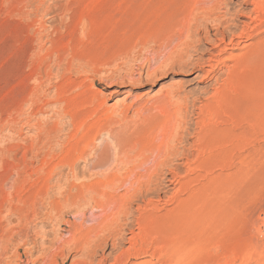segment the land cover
<instances>
[{
  "label": "rangeland",
  "instance_id": "rangeland-1",
  "mask_svg": "<svg viewBox=\"0 0 264 264\" xmlns=\"http://www.w3.org/2000/svg\"><path fill=\"white\" fill-rule=\"evenodd\" d=\"M244 1L225 6L238 38L100 0H0V264H264V20ZM142 107L165 117L152 133L82 148L89 114L118 130Z\"/></svg>",
  "mask_w": 264,
  "mask_h": 264
},
{
  "label": "bare ground",
  "instance_id": "bare-ground-1",
  "mask_svg": "<svg viewBox=\"0 0 264 264\" xmlns=\"http://www.w3.org/2000/svg\"><path fill=\"white\" fill-rule=\"evenodd\" d=\"M100 1H103V2H99L102 4V8L104 10H107V12L109 11V13L111 14V17L109 18H112V16H114L117 12L119 13V11L121 10L122 7H127V9L132 10L133 11H138L139 10V14H143V16H149L151 15L153 12V10H155V12L157 11H162L165 18H168L169 20L171 18H178L177 20L179 21H173V20H170V21H173L172 23L170 21H168L166 24V26L168 27V24L171 23V27H174V26H179V27H183V28H186V31L192 29V27H196L198 29H212V28H216V29H221L222 30H225V31H229L231 28H239L238 26L240 25L238 22H235V21H229L230 19H227V14H228V11L226 10L225 6H226V0H100ZM115 1V2H114ZM172 1H180L182 6H180L181 8H177V10L174 12H177L178 14H175V13H172L170 11V4L172 3ZM245 4H251L253 5V10L254 12H257L258 15L256 18H258L257 20H259L258 22H261L262 20H264V0H245L244 1ZM96 4V2H94ZM179 4V3H177ZM180 4V5H181ZM172 7V6H171ZM101 8V9H102ZM225 8V11H223L222 9ZM96 9V8H95ZM99 9V8H98ZM174 9V8H173ZM251 10V11H253ZM93 11V10H92ZM96 11H98L96 9ZM96 11L94 13H96ZM99 12V11H98ZM129 12V11H128ZM130 12V13H131ZM151 12V13H150ZM103 13V12H102ZM129 13V14H130ZM134 13V12H132ZM220 13V14H219ZM107 14V13H105ZM158 14V13H157ZM175 14V15H174ZM154 15V13H153ZM151 15V17L153 16ZM94 17V15H92ZM101 16V14H100ZM104 16V14H103ZM156 16V15H155ZM92 17V19H93ZM96 17H98L97 13H96ZM105 17V16H104ZM108 17V16H106ZM99 18V17H98ZM97 19V18H96ZM94 20V19H93ZM98 20V19H97ZM114 20V19H113ZM253 20V19H252ZM96 22V21H95ZM164 22V21H163ZM251 22V21H250ZM144 24V23H143ZM248 24V23H247ZM246 23H244L242 26H241V30L239 31L238 35H236V37L238 38H242L244 37V35H242L244 32H247L246 30L248 29ZM258 24V23H257ZM156 25V24H155ZM161 25V24H160ZM163 25H165L164 23L162 24V27ZM256 25V23H255ZM159 26V23L158 25ZM178 26L176 28H178ZM179 28V29H181ZM175 31V29H174ZM220 31V30H219ZM174 33V32H173ZM181 34L183 32H180ZM169 34V33H167ZM188 34V33H187ZM183 35V34H182ZM232 35V34H231ZM180 36V35H179ZM184 36V35H183ZM187 36V35H186ZM186 36L184 39H186ZM234 36V35H233ZM160 37V36H159ZM221 37V36H220ZM232 37V36H231ZM163 38V37H162ZM165 38V37H164ZM220 39V38H219ZM223 39V38H222ZM161 40V39H160ZM165 40V39H164ZM172 40V38H171ZM224 40V39H223ZM232 42H233V39H230ZM240 40V39H239ZM237 40L235 42L236 45H239L240 44V41ZM259 40V39H258ZM261 41H258L259 43L258 46L260 47V51L262 49L261 52H263V55H264V38H260ZM184 41V40H183ZM242 41V40H241ZM185 42V41H184ZM187 42V40H186ZM229 42V41H228ZM190 43V42H189ZM234 43V42H233ZM255 44V45H257ZM234 45V44H233ZM177 46V45H175ZM187 46V45H186ZM174 47V46H173ZM256 47V46H255ZM254 48V47H253ZM169 49V48H168ZM171 49V48H170ZM188 49V48H187ZM259 50V48H256ZM251 51V52H250ZM259 52V51H257ZM255 53L256 52H253L252 50L249 49V51H246L242 54H240V59L238 58V63L239 62H242L241 64L243 63H247L249 64V62H251L252 60H254L253 58L255 57ZM256 54H262V53H256ZM170 56V55H169ZM261 56V55H260ZM259 56V57H260ZM167 57V56H166ZM264 58V56H261V58ZM173 58V57H172ZM237 59V58H235ZM259 60V59H258ZM166 61V60H164ZM263 61V60H262ZM261 61V62H262ZM253 62V61H252ZM260 62V63H261ZM163 63V62H162ZM165 63V62H164ZM236 63V62H235ZM259 63V64H260ZM246 64V65H247ZM262 65V64H261ZM260 65V66H261ZM238 66V65H237ZM262 69H263V66H261ZM239 70V69H238ZM261 70V68H260ZM160 71V70H159ZM233 71V69H232ZM237 71V70H236ZM235 71V72H236ZM241 71V70H240ZM245 71V70H244ZM250 71V70H249ZM262 71V70H261ZM155 73V71H153ZM157 72V71H156ZM234 73V72H233ZM238 73V71H237ZM158 74V73H157ZM244 74V73H242ZM252 74V73H251ZM152 76V75H151ZM150 76V77H151ZM155 76V74H154ZM153 76V77H154ZM252 76V75H251ZM132 77V76H131ZM142 77H145V76H142ZM149 78V77H148ZM148 78L145 77V80H147ZM127 80H129V82L131 83H135V82H140L142 80H144L143 78L141 79V76L138 77V78H128ZM229 86V85H228ZM228 88V87H227ZM236 88V87H235ZM167 94V92H166ZM219 95V94H218ZM166 96H169V95H166ZM165 98V97H164ZM168 98V97H167ZM79 103H77V107L78 108H75L76 110V113H80L81 115H88L89 112H91V105L94 103L93 100L89 97V96H85V97H79ZM164 99H160V101H163ZM124 108V107H123ZM143 107L142 108H139L137 109V111H135L134 113V117L131 119L130 117V120H126L125 124H124V121L122 120L123 119V116L121 118V123L124 124V127L122 125L121 128L117 129L116 130L115 128L114 129H107L108 127L105 126V123H103V121H101V119H99V117H95V115H92V114H89V118L87 120L84 121V124H82V127L81 128V131H82V134H81V137H80V140H93V139H90L92 138L93 135L92 132L94 133H99L102 132V131H107L109 133V135H111L112 137H114L115 139L114 140H127V137H126V134H125V131L128 132V127L130 126V123H132V133L134 134H144L146 132H148L146 129L149 128V133H152V128L150 129V127H159L165 120V117L164 116H159V115H155L153 114L150 110H149V114L147 112V115H141V111H142ZM149 109V108H148ZM159 109V108H158ZM128 110L129 108L127 109H124L123 110V113L125 115V117L127 116V113H128ZM161 110V109H160ZM162 111V110H161ZM98 112V111H97ZM108 112V110H107ZM159 112V111H158ZM122 113V112H121ZM122 113V114H123ZM160 113V112H159ZM76 115V114H75ZM80 115V116H81ZM160 115H162V113H160ZM129 116V115H128ZM74 122V120H73ZM156 123V125H154ZM151 125H154V126H150ZM172 124V123H171ZM164 125V124H163ZM112 126V125H111ZM173 126V125H172ZM120 127V125H119ZM167 128V127H166ZM107 129V130H106ZM154 131V130H153ZM173 132V131H171ZM148 133V135H149ZM129 134V133H128ZM133 134V135H134ZM101 135V134H100ZM130 136V134H129ZM140 137V136H139ZM111 138V137H110ZM113 140V138H112ZM132 140V139H131ZM163 140V139H162ZM84 142V141H83ZM82 143V142H81ZM80 144V143H79ZM84 144V147L82 148H86V147H90V146H93L92 148H94V144L92 143V141H88L87 143L84 142L82 143V145ZM166 152L165 150H163V153ZM168 152V150H167ZM90 154V153H89ZM130 170V169H129ZM112 188V187H111ZM75 238V237H74ZM90 239V238H89ZM75 240V239H74ZM75 242V241H74ZM84 242V241H83ZM88 248V247H87ZM120 256V255H119ZM54 260V259H53ZM52 264V263H51Z\"/></svg>",
  "mask_w": 264,
  "mask_h": 264
}]
</instances>
